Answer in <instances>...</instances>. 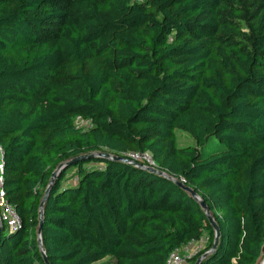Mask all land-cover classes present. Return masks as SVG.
Wrapping results in <instances>:
<instances>
[{"label":"trees","instance_id":"obj_1","mask_svg":"<svg viewBox=\"0 0 264 264\" xmlns=\"http://www.w3.org/2000/svg\"><path fill=\"white\" fill-rule=\"evenodd\" d=\"M0 149V264H260L264 0H0Z\"/></svg>","mask_w":264,"mask_h":264},{"label":"water","instance_id":"obj_2","mask_svg":"<svg viewBox=\"0 0 264 264\" xmlns=\"http://www.w3.org/2000/svg\"><path fill=\"white\" fill-rule=\"evenodd\" d=\"M97 155H100L102 157H106V158H112L113 156L110 155L109 153H106V152H102V153H97ZM113 158H116V159H121L123 161H129L127 158L123 157V156H115ZM69 162H64V163H60L56 168L55 170L52 172V175H51V178L49 180V184L47 185V188L45 189L44 191V195L42 197V200H41V203H40V209H39V221H40V225L42 223V216H43V206H44V202L48 196V193H49V190H50V186L53 184L56 176L58 175L59 171L64 168V166H66ZM133 164H136L140 167H143L145 169H147L148 171L150 172H154V173H158L159 175L165 177L166 179H169V180H172L174 181L178 186L180 187H183L186 191L189 192V194L192 196V198H194L199 204H200V207L202 208V210L204 211V213L206 214L207 218H208V221L210 223V225L212 226L213 228V231H214V240H213V245H212V248H214L217 243H218V240H219V236H220V229H219V226L218 224L216 223V221L214 220V218L212 217V215L210 214V211H209V208L208 206L206 205V203L200 198V196L192 189L190 188L189 186H185V184L175 178H173L171 175L167 174L166 172L162 171V170H158L156 169L155 167H150V166H146L142 163H139V162H134L133 161ZM1 228H2V223L0 222V231H1ZM38 242H39V246H40V250H41V254H42V257H43V260H44V263L45 264H50L48 259H47V256H46V252L43 248V244H42V239H41V233H40V228L38 230ZM207 254V252H204L201 256H199V258L197 259V261L195 262V264H198L200 262V260ZM260 264H264V257L261 261Z\"/></svg>","mask_w":264,"mask_h":264},{"label":"built area","instance_id":"obj_3","mask_svg":"<svg viewBox=\"0 0 264 264\" xmlns=\"http://www.w3.org/2000/svg\"><path fill=\"white\" fill-rule=\"evenodd\" d=\"M129 161L139 162L146 166L155 167V162L152 159L151 155L148 152H127L123 155ZM2 151L0 149V171L2 170ZM1 182V180H0ZM4 191L0 187V222L5 223L7 228L12 230L20 222V218L16 213L13 206L8 203L4 197ZM197 242V241H195ZM193 242L188 243L180 249L173 250L168 258V264H186V261L193 255L195 251L192 248Z\"/></svg>","mask_w":264,"mask_h":264},{"label":"rangeland","instance_id":"obj_4","mask_svg":"<svg viewBox=\"0 0 264 264\" xmlns=\"http://www.w3.org/2000/svg\"><path fill=\"white\" fill-rule=\"evenodd\" d=\"M74 124L77 127L86 128L89 126V121L81 119V118H76L74 121ZM178 139L181 144L193 143V139L190 136H188L186 133H183L181 131H178ZM67 176H73V170L69 171ZM74 179H69L66 183H72L74 182ZM206 234L207 233L203 234L202 237L197 242H193L192 248L196 253H199L202 250V248L205 246V244L207 243L208 238ZM111 263H112V259L107 257L100 261L94 262L93 264H111Z\"/></svg>","mask_w":264,"mask_h":264}]
</instances>
